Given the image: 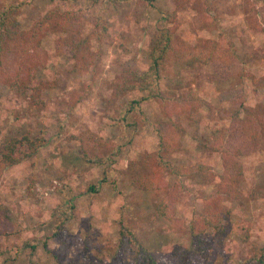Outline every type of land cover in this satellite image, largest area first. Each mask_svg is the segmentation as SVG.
Instances as JSON below:
<instances>
[{
	"label": "rangeland",
	"instance_id": "374dc122",
	"mask_svg": "<svg viewBox=\"0 0 264 264\" xmlns=\"http://www.w3.org/2000/svg\"><path fill=\"white\" fill-rule=\"evenodd\" d=\"M10 1L23 4L18 13L21 31L53 10L79 7L86 19L83 36L89 38L94 51L98 46L89 21L101 17L106 35L99 47L98 74L92 79L89 73H73L72 60L57 53L55 45L67 41L65 34H43L39 47L43 65L37 70V79L46 88L40 111L0 86V142L25 133L37 137L45 131L51 136L47 146L0 176V264H136L131 252L114 254L120 223L134 227L136 244L159 264H178L176 248L187 250L192 264H256L260 259L264 264V244L257 243L259 234L251 229L255 218L240 217L241 211L247 213L246 202L252 201L253 206L264 200L251 196L253 191H264V176L257 177L249 168L245 177L255 176V182L248 183L243 165L245 159L264 151V128L258 150L240 158L241 198L225 201L230 210L226 231L217 235L207 230L204 236L211 249L199 254L191 246L189 223L194 214L202 212L203 199L214 194L218 183L186 179L173 206V220L154 219V206L171 193L174 178L165 175L168 187L158 191L140 190L133 180L154 166L158 140L153 128L166 129L169 121L157 103L148 100L142 104L146 122L139 129L122 132L110 126L116 106L137 95L115 101L111 95L114 84L124 72L146 70L156 28L173 27L176 41L190 48L205 40L217 42L221 49L232 47L241 67H230L227 80L216 81L211 64L185 67L172 58L161 84L163 91L176 96L191 93L211 107L210 116L204 107L195 112L194 121L179 117L182 132L171 163L182 167L204 164L222 174L218 155L206 147L213 132L232 124L241 126L248 112L264 114V0H156L152 7L138 0H98L95 4L77 0L74 6L70 0ZM172 13L175 16L168 22L165 15ZM241 99L247 110L239 107ZM91 137L121 146L112 163L97 168L81 160L79 140ZM216 161L218 169L213 165ZM104 173L115 181V190L106 183L98 186ZM93 185L98 187L96 193L88 191ZM63 205L74 206L73 217L55 237L50 216ZM241 222L247 233H242Z\"/></svg>",
	"mask_w": 264,
	"mask_h": 264
},
{
	"label": "trees",
	"instance_id": "16d2710c",
	"mask_svg": "<svg viewBox=\"0 0 264 264\" xmlns=\"http://www.w3.org/2000/svg\"><path fill=\"white\" fill-rule=\"evenodd\" d=\"M74 1L77 0H70L69 3L73 4ZM86 1L95 4L98 0ZM138 1L149 7L156 2V0ZM208 4L206 2L207 6ZM22 5L17 1L0 0V86H6L10 91L24 97L30 107L40 111L44 108L42 93L46 88L37 79V70L43 65L42 51L39 48L43 34L47 31H59L65 34L67 41L55 45L57 53L72 60L73 73L80 75L89 73L92 79H95L102 55L99 47L106 35V26L101 17L89 21L92 24L91 34L95 37L98 46L94 51L89 38L83 36L86 19L81 8H58L37 19L27 30L21 31L18 13ZM174 16V13L166 14L165 19L171 22ZM172 58L185 67L211 64L214 79L218 82L227 80L229 68L233 65L241 67L232 47L221 49L217 42L205 40L197 48H190L176 41L173 27L156 28L147 53L146 70L141 73L133 70L124 72L121 80L114 84L111 95L115 101L124 95L133 93L137 95L129 98L124 104L116 106L115 113L110 119V126L122 132L139 129L146 122L142 104L148 100L156 102L161 114L169 121V127L166 129L161 126L153 128L158 140L157 151L154 153V166L149 172L139 174L133 180V185L140 190L158 191L168 187L163 181L165 175L174 178L171 193L161 197L154 206V219L173 220V206L186 179L198 177L203 183H218L214 194L203 199L202 212L194 214L189 223L191 246L197 253L203 254L211 249V243L205 239V232L212 230L220 235L228 227L230 210L226 207L225 201L241 198L238 188L242 177L240 158L258 150L261 129L264 128V114L247 111L248 116L241 126L232 124L213 132L206 147L218 155L223 169L222 174H217L210 166L204 164H194L189 167L173 165L170 156L176 151L178 135L182 132L179 117L184 116L187 120L194 121L196 111L206 107L210 116L211 107L204 99L194 94L184 93L176 96L161 89V84L166 80L167 63ZM238 104L241 109H246L242 99ZM50 140L51 136L45 131L39 132L37 137L25 133L19 138L2 139L0 176L8 168L30 159L47 146ZM79 141L81 160L97 168L112 163L121 149L120 145L102 137ZM100 183H106L116 189L115 181H109L105 173L98 186ZM88 191L96 193L98 187L90 186ZM251 196L264 198V191H253ZM73 211V205H63L52 211L50 217L55 223L53 236H59L64 230L66 223L73 217ZM240 225L243 228L242 233H247L244 223L241 222ZM134 231L131 225L119 224L114 254L131 252L136 264H159L146 249L136 244ZM174 254L178 264H192L187 259V250L176 248ZM256 264H262V260L260 259Z\"/></svg>",
	"mask_w": 264,
	"mask_h": 264
},
{
	"label": "crops",
	"instance_id": "0c3cea01",
	"mask_svg": "<svg viewBox=\"0 0 264 264\" xmlns=\"http://www.w3.org/2000/svg\"><path fill=\"white\" fill-rule=\"evenodd\" d=\"M206 164L212 165L213 163L206 162ZM213 165L215 166V168L218 169L219 164L217 161L214 162ZM243 165H244V178L247 180L248 183H249V181H251L252 185H253L255 182L254 181L255 176H252V179H250L251 177L250 178L245 177V173L248 172L249 168H250L254 171V173L257 177H259L261 175L264 176V172L261 170V168L264 170V151L259 152L257 154V157H255L254 159L253 158L250 160L245 159L243 161ZM261 183H262V181H261ZM260 185H262V184H260ZM211 190H213V187L209 188V191H211ZM245 200L248 201L247 199H245ZM251 203H252V201L246 202L245 208H247V210H246L247 213L242 214V211L240 210L241 211L240 217L241 216L245 217L248 220H251L252 218L254 220V218H255V220H254L255 222H254V224L252 223L253 227L251 229L254 232L259 234L256 241H257V243L262 245V244H264V200L253 202L254 203L253 206H251ZM234 214H236V213H234Z\"/></svg>",
	"mask_w": 264,
	"mask_h": 264
}]
</instances>
